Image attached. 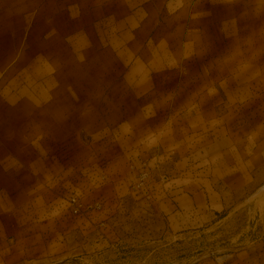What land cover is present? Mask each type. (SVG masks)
Wrapping results in <instances>:
<instances>
[{"label": "rangeland", "instance_id": "obj_1", "mask_svg": "<svg viewBox=\"0 0 264 264\" xmlns=\"http://www.w3.org/2000/svg\"><path fill=\"white\" fill-rule=\"evenodd\" d=\"M44 2L0 6V138L36 171L48 165L47 192L37 183L35 192L0 199V264H264V143L252 156L258 138L237 151L253 113L264 122L263 72L255 70L261 80L251 87L252 67L264 66V24H246L239 56L236 39L213 41V52L234 48L226 56H196L188 40L158 41L155 87L139 105L150 116L129 121L136 128L127 139L120 114L93 109L112 105L69 102L99 91L87 85L108 41L94 40L90 24L40 22L54 11ZM133 42L127 50L139 47ZM81 106L87 119L62 115ZM189 187L200 194L197 216L159 213L170 196L184 207Z\"/></svg>", "mask_w": 264, "mask_h": 264}, {"label": "crops", "instance_id": "obj_2", "mask_svg": "<svg viewBox=\"0 0 264 264\" xmlns=\"http://www.w3.org/2000/svg\"><path fill=\"white\" fill-rule=\"evenodd\" d=\"M28 1L31 2V0ZM0 2L2 4L0 6L4 8V0ZM19 5L20 0H13L9 6L14 8ZM42 6L45 10L52 7L54 11L48 16L44 14L43 21L40 20V22L90 24L93 27L91 37L94 40H98L99 44L100 41H108L100 44L98 52L95 53L99 58L93 71L98 74L87 85L91 88H98L99 91L96 95L70 99L69 102L112 105L113 110L102 114L97 107L93 109L102 118L112 119L120 114L121 119L125 121L121 127L131 132L126 138L133 137L134 128H136L129 121L143 120L150 116L139 105L150 102V92L155 87L153 73L158 70L155 60L162 52L161 43L158 41L172 40L181 43L182 40H188L189 48L196 49L194 51L196 56L201 54L226 56L234 48H228L226 45V51L221 48L222 51L213 52V41L228 43L236 39V52L239 56L246 54L245 45L239 44L246 39V24H264V0H45ZM127 25H129L128 29ZM233 25L237 26L236 31L230 30ZM84 32L81 36L87 39V31ZM133 39L139 47L136 50H127V44L132 47L135 43ZM149 41L155 42L151 46ZM174 47L173 44L172 48ZM176 49L177 53L180 52V47ZM126 57L129 59L125 60ZM107 58H110V64L114 58L115 62L107 66L104 64ZM116 62H118L117 65ZM240 68L237 67V69ZM252 69H254V74L251 87H256L257 80L260 78L255 79L257 72L255 70H258V73H264V66L260 68L253 66ZM238 83L237 87H245V81H238ZM100 89L104 91L101 92ZM61 102L63 105L66 104V99H61ZM51 103H57V101L52 99ZM116 104L124 106L120 108L119 113L108 115L115 110ZM51 110L56 111L57 109L51 108ZM87 110L89 108L84 106L76 107L72 111L63 107L61 112L62 115L70 114L73 119L78 117V113H83V117L87 119L89 117ZM259 119L262 121L260 110L258 113H253V118L247 126L249 129L247 128L243 137L239 136L240 132L238 133L237 151L241 150V146H247L251 138H258L253 140L252 147L248 149L251 156L260 151L257 147L260 143H264V134L260 138L258 130H262L261 124L264 129V122L258 124ZM251 123H254L253 126ZM246 137L247 140H245ZM12 145H8L9 149H7L4 140L0 138V199L3 200L4 194L15 198L21 193L35 192L37 183H42V190L47 192V163L41 162L42 172L36 171L38 165L31 160H24L20 155V147L17 149ZM261 166L264 165L261 164ZM43 177L47 178L41 179ZM184 191H187L183 193L181 199L184 207H177L176 199L170 196L160 203L159 213L171 220L179 219L182 214L197 216L200 194L196 187H189ZM176 223L180 222L176 221Z\"/></svg>", "mask_w": 264, "mask_h": 264}, {"label": "built area", "instance_id": "obj_3", "mask_svg": "<svg viewBox=\"0 0 264 264\" xmlns=\"http://www.w3.org/2000/svg\"><path fill=\"white\" fill-rule=\"evenodd\" d=\"M73 202H77V200L76 199H73Z\"/></svg>", "mask_w": 264, "mask_h": 264}]
</instances>
